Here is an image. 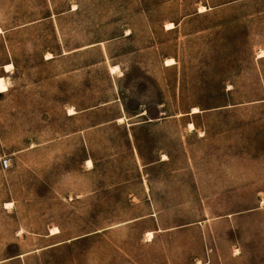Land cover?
I'll use <instances>...</instances> for the list:
<instances>
[{
    "label": "rangeland",
    "instance_id": "1",
    "mask_svg": "<svg viewBox=\"0 0 264 264\" xmlns=\"http://www.w3.org/2000/svg\"><path fill=\"white\" fill-rule=\"evenodd\" d=\"M259 52L264 0H0V264H264Z\"/></svg>",
    "mask_w": 264,
    "mask_h": 264
},
{
    "label": "bare ground",
    "instance_id": "2",
    "mask_svg": "<svg viewBox=\"0 0 264 264\" xmlns=\"http://www.w3.org/2000/svg\"><path fill=\"white\" fill-rule=\"evenodd\" d=\"M259 55L264 56V53L263 52H259ZM11 66L12 65H9V66H7V68H9ZM7 87L8 86H7L6 80L0 78V91L1 92H5V90H7ZM88 164L91 165L92 164L91 161H88ZM53 233H55V232H53ZM148 236L149 237H152V233H149Z\"/></svg>",
    "mask_w": 264,
    "mask_h": 264
},
{
    "label": "built area",
    "instance_id": "3",
    "mask_svg": "<svg viewBox=\"0 0 264 264\" xmlns=\"http://www.w3.org/2000/svg\"><path fill=\"white\" fill-rule=\"evenodd\" d=\"M4 165H6V163Z\"/></svg>",
    "mask_w": 264,
    "mask_h": 264
}]
</instances>
